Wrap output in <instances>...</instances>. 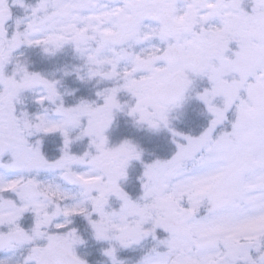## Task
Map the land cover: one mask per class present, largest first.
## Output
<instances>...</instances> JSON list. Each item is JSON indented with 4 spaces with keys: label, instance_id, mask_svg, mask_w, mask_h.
I'll return each instance as SVG.
<instances>
[{
    "label": "snow or ice",
    "instance_id": "6c2138e0",
    "mask_svg": "<svg viewBox=\"0 0 264 264\" xmlns=\"http://www.w3.org/2000/svg\"><path fill=\"white\" fill-rule=\"evenodd\" d=\"M0 264H264V0H0Z\"/></svg>",
    "mask_w": 264,
    "mask_h": 264
}]
</instances>
